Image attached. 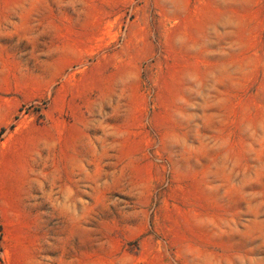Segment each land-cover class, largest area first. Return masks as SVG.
<instances>
[{
	"label": "rangeland",
	"instance_id": "rangeland-1",
	"mask_svg": "<svg viewBox=\"0 0 264 264\" xmlns=\"http://www.w3.org/2000/svg\"><path fill=\"white\" fill-rule=\"evenodd\" d=\"M0 264H264V0H0Z\"/></svg>",
	"mask_w": 264,
	"mask_h": 264
},
{
	"label": "crops",
	"instance_id": "crops-1",
	"mask_svg": "<svg viewBox=\"0 0 264 264\" xmlns=\"http://www.w3.org/2000/svg\"><path fill=\"white\" fill-rule=\"evenodd\" d=\"M13 145L10 143L9 145H6V147L9 149L11 148Z\"/></svg>",
	"mask_w": 264,
	"mask_h": 264
}]
</instances>
